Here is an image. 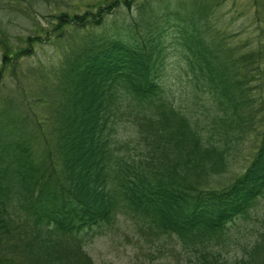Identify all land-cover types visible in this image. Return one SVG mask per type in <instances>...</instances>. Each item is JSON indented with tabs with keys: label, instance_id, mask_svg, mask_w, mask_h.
Masks as SVG:
<instances>
[{
	"label": "trees",
	"instance_id": "trees-1",
	"mask_svg": "<svg viewBox=\"0 0 264 264\" xmlns=\"http://www.w3.org/2000/svg\"><path fill=\"white\" fill-rule=\"evenodd\" d=\"M186 2L143 0L136 5L145 27L139 40L103 36L71 47L73 56L58 73L64 100L47 137L46 148L52 153L47 151L44 159L37 156L40 164L26 138L37 122L29 124L27 116L13 115L16 138L0 143V228L6 227V208L15 202L18 215L35 230L23 250L32 258L30 264H70L69 257L75 264V254L61 251L55 238L78 240L84 229L109 226L121 205L174 234L185 250L191 249L187 252L198 255L195 264H264V232L261 241L233 263L214 250H197L218 244L227 225L264 196V29L255 49L239 53L203 29L212 7L205 13L191 10ZM129 3L105 0L95 12L59 14L44 41H57L67 27L79 32L101 27L108 15ZM171 23L181 29L177 45L190 86L210 96L208 116L217 138L202 135L198 120L192 121L162 96L160 38ZM9 39L0 28L2 68L14 67L40 41L28 36L25 47L15 51ZM123 107L136 110L155 148L160 145L161 156L154 148L144 163L116 154L111 123ZM254 129L258 145L242 172L224 187L202 188L228 170L227 143L237 144ZM80 260L92 264L84 254Z\"/></svg>",
	"mask_w": 264,
	"mask_h": 264
},
{
	"label": "rangeland",
	"instance_id": "rangeland-1",
	"mask_svg": "<svg viewBox=\"0 0 264 264\" xmlns=\"http://www.w3.org/2000/svg\"><path fill=\"white\" fill-rule=\"evenodd\" d=\"M104 1L0 0V28L8 34L9 42L13 44L11 48L15 51L24 48L28 36L40 38L31 47V52L23 55L14 67L2 68L0 64V143H9L16 138L18 124L13 115L27 116L29 124L36 121L38 126H35V130L29 127L31 131H27L26 138L31 140L30 152L34 153L37 164L42 162L39 157L43 156L44 159L50 150L46 148L50 126L54 124L56 111L64 100L63 90L60 91L63 78L58 73L73 56L71 47L72 50L75 47L77 49L83 41L103 36H119L129 40L133 37L139 40L145 33L136 10V5L143 0H130L129 5H122L114 14L108 15L101 27L80 32L67 27L64 36L57 41L53 37L44 41L46 33L57 23L55 16L65 12L71 15L95 12L96 6ZM187 1L186 5L188 3L191 10L201 9L206 13L212 7L203 25V29H208V34L218 35L229 47L237 48L239 53L256 48L258 34L264 29V0ZM180 30L178 25L171 23L160 38L164 47L160 71L162 96L189 119L198 120L202 135L217 138L213 122L208 116L210 96L204 92H195L185 73L180 47L177 45ZM2 50L0 46V60ZM6 102L10 108L6 107ZM137 115L136 110L127 107L116 113L111 123L112 148L116 154L127 157L129 161L147 163L155 142L151 140L153 137H148L142 118ZM258 120L259 116L253 117L256 127ZM258 141L255 129L237 144L234 140L229 141L226 153L229 155L228 170L213 176L202 188L216 189L231 182L251 161ZM159 147L155 148L157 157L161 156ZM16 209L17 204L11 202L3 216L6 227L0 228V264H30L32 261L23 250L35 237V230L24 221L22 215H18ZM263 232L264 196L258 199L246 215L237 217L227 225L218 244L197 250H214L221 255V259L233 263L261 241ZM45 235L42 231V237ZM77 237L78 240L55 238L61 251L75 254L78 258L75 264H83L81 254L87 256L92 264H195L198 256L191 251L187 252L191 249L185 250L174 234L164 233L155 221L153 223L148 218L137 216L123 205L117 208L109 226L84 229ZM261 243L264 244V239ZM69 261L73 264L72 258L69 257Z\"/></svg>",
	"mask_w": 264,
	"mask_h": 264
}]
</instances>
